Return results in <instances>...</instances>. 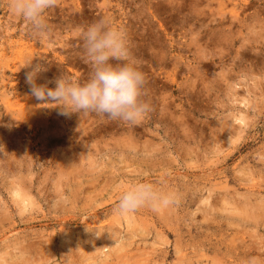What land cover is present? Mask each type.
<instances>
[{
  "label": "rangeland",
  "instance_id": "rangeland-1",
  "mask_svg": "<svg viewBox=\"0 0 264 264\" xmlns=\"http://www.w3.org/2000/svg\"><path fill=\"white\" fill-rule=\"evenodd\" d=\"M0 0V264H264V0H57L37 38ZM122 29L150 110L134 126L29 93L83 83L78 29ZM136 146L132 151L130 146ZM174 194L114 211L128 185Z\"/></svg>",
  "mask_w": 264,
  "mask_h": 264
},
{
  "label": "clouds",
  "instance_id": "clouds-1",
  "mask_svg": "<svg viewBox=\"0 0 264 264\" xmlns=\"http://www.w3.org/2000/svg\"><path fill=\"white\" fill-rule=\"evenodd\" d=\"M57 0H8L10 13L24 21L31 34L37 38L49 31L46 10L55 7ZM81 44L80 58L88 64L90 72L83 83H77L60 74L48 87L49 81L37 83L45 64L28 61L23 68L25 83L30 95L40 104H51L60 115L95 113L109 120L129 126L138 124L150 110L143 99L145 77L130 58L128 40L122 29L110 27L98 20L78 29ZM249 39L264 37V20H252L247 26ZM136 151V146H130ZM175 203L174 194L162 192L150 183L128 185L115 205L117 214L134 212L148 206L154 210L167 208Z\"/></svg>",
  "mask_w": 264,
  "mask_h": 264
}]
</instances>
